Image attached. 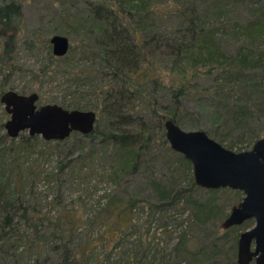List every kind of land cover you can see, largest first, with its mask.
I'll return each mask as SVG.
<instances>
[{
  "label": "trees",
  "instance_id": "obj_1",
  "mask_svg": "<svg viewBox=\"0 0 264 264\" xmlns=\"http://www.w3.org/2000/svg\"><path fill=\"white\" fill-rule=\"evenodd\" d=\"M24 2L0 0V96L8 91L7 73L20 71L14 55ZM59 6L60 21L79 41L80 60L92 64L75 75L72 85L79 88L96 78L103 81L91 93L93 96L87 94L95 99L88 110L97 111L96 121L90 133L73 132L58 141H45L23 132L12 138L0 121V250L7 243L17 247L14 238L28 242V248L18 253L27 257L28 263L24 264H40L46 249L57 255V264H107L96 255L97 243L88 238L77 240L76 232L83 224L79 216L75 217L70 209L60 211L56 217L46 215L24 194L29 186L28 195L33 196V183L28 185V180L41 173H24L17 159L42 155L41 147L53 146L61 155L55 181L61 180L71 163L102 150L123 154L108 175L116 183L120 177L140 170L147 172L151 164L163 162L167 173L148 175L150 194L144 203L160 214L167 234L172 223L185 222L186 228L168 253L162 248L153 255L156 247L139 239L135 250L123 253L126 260H144V264H237V241L239 230L245 231L244 225L224 229L212 238L206 236V230L214 218L222 216L214 195L229 193L228 202L233 207L242 200L243 193L196 186L191 163L172 150L166 140L164 122L170 119L183 125L188 101L200 94L208 104L203 105L198 98L199 107L205 115H212L217 125L199 130L225 148L232 150L234 146L222 144L220 134L229 133L233 126L256 123L257 132L250 138L255 142L264 136V0H61ZM228 35L231 46L226 44ZM43 42L48 47L47 63L33 72L37 79L51 75V64L65 60L74 50L69 42L67 54L56 57L49 38ZM34 47V42L27 43V49ZM145 86L150 88L147 93ZM137 97L150 105L149 113L144 109L135 111ZM62 106L83 109L80 101ZM189 127L197 128L193 124ZM196 192H206L210 197L197 200ZM108 200V220L118 218L112 221L125 234L133 226V216L126 219L125 215L143 208L139 204L142 201L130 199L120 205L116 197ZM178 212H187L186 217L178 221ZM44 221L47 224L39 228ZM118 245L116 242L111 248L117 249ZM15 256L8 253V258ZM46 262L43 259L41 264Z\"/></svg>",
  "mask_w": 264,
  "mask_h": 264
},
{
  "label": "rangeland",
  "instance_id": "obj_2",
  "mask_svg": "<svg viewBox=\"0 0 264 264\" xmlns=\"http://www.w3.org/2000/svg\"><path fill=\"white\" fill-rule=\"evenodd\" d=\"M60 2L61 0H25L23 5V23L19 33L16 55H14L16 64L20 67V71L7 73L6 77L8 76V80H6L7 85L5 89L13 90L24 95L36 92L39 95L38 105L58 104L62 106L80 101L83 108L82 110H88L92 103H95V99L90 96L88 97L87 94L96 92L94 89L99 88L103 81L96 78L91 81V83L83 82L81 84L82 86L79 88L78 86L72 85V81L77 78L75 75H79L80 71H85V69L91 67L92 64L87 59L80 60L82 56L79 55V41L74 40L75 36L71 34L69 28L59 19L58 8L60 7ZM244 9H246V7ZM54 34L68 37L74 50L68 52L65 60L54 61V63L51 64V69L53 70L51 75L45 77L40 76L38 79L34 78L33 72L47 63L48 47L43 42V39L45 37L50 39ZM76 38L78 37L76 36ZM227 38L228 41L226 44L231 46L233 43L232 38L230 35H228ZM33 42L36 44V47L31 50L27 49V43L33 44ZM261 73L262 77H264V73ZM104 83L107 84L105 80ZM106 88L107 85H105L104 89ZM145 88V93L150 91V88L147 86H145ZM82 93H84V95L81 97L80 95ZM143 97L146 98L145 96ZM195 97H198L203 105L208 104L202 99L200 94ZM198 98H192L194 100L191 99L187 103V112L182 118L183 125H180L184 130H203L204 127L214 129L217 125V123H214L215 121L212 120V115H205V112L201 110L199 101H196ZM134 103L135 111L144 109L145 112L149 113L150 105H148L143 98L137 97L134 99ZM164 103H166V100ZM7 119L8 115L4 112V106L0 105V121L4 123ZM152 120L155 119L152 118ZM192 124L197 128L189 127L192 126ZM255 124L250 126L244 124L241 125L242 127L233 126V128H230L229 133L225 132V134H220L222 144H232L234 146L232 150L235 152L240 148L247 150L251 149L255 142L252 141L250 136L252 133L257 132L254 128ZM134 127L135 126H130L129 129H134ZM3 130L5 131V128ZM23 133L27 134V132ZM40 150H43L42 155H39L41 153H36L33 157L28 159H17L20 161V166L22 167V171L24 169V173L29 170L37 174L41 173V175H37L35 178H29L28 185L33 183L34 194L33 196L28 195V186L27 189L24 190V194L27 195L26 198L30 199V202L34 203L33 205L46 215L56 217L60 211L70 209L75 217L79 216L83 224L76 232L77 240L82 241L88 238L93 241V244L97 243L95 249L96 255L105 260L107 264H144V260L139 263V261L134 258L126 260V258L122 257L124 252L136 249L135 244L137 243L135 242L139 239L144 241V244L152 243V245L156 247V249L151 252L153 255L156 250L161 251L162 248L166 254L172 248L175 239L186 228L185 222L182 225L172 223V225L169 226L170 228H168L170 232L167 234L160 223V214L154 213L149 209L148 205L144 203L145 199H147V196L150 194L149 183L147 182L148 175L150 177L151 173L153 175L154 173L156 175L167 173L162 161L151 164L147 172L146 170H140L132 175L120 177L121 180L116 183L111 181L108 175L109 172L112 171V166L117 165L116 161L119 160V157L123 156V154L120 152L115 154L107 150H102V152L98 151L94 154H86L84 158L71 163L70 169L64 173L61 180L55 181L58 176L57 168L61 157L60 152L53 146L41 147L39 151ZM165 176H167V174H165ZM186 180L187 178L184 183ZM112 197H116L121 201L120 205H125L127 200L130 199H140L142 201L139 202V204L141 203L143 208L136 209L132 214L129 213L125 215L126 219L133 216V226L125 234L119 231L117 225L112 221L115 216L113 219L108 220L109 215L106 212L108 209L107 204L109 201L108 199ZM208 197H210V194L206 192H196L194 194V198L197 200L206 201ZM229 197V193L222 191L214 195V201L218 204L217 206L220 207L222 216L216 217L211 221L213 225L209 224L210 226L207 227V237L212 238L217 233H221L224 230L221 223L226 218L225 216L231 211L232 207L228 202ZM18 214L20 215V213ZM186 214L187 212H178L175 217L180 221L182 218L186 217ZM97 216L99 218L98 220ZM100 219L103 221L100 222ZM15 220H17V217ZM18 221L19 220H17V222ZM46 224V221L42 222L39 228ZM242 225H244L242 229L245 228V230H247L254 225V220H246L237 226ZM193 228L197 230L196 227ZM240 232H242V230H239V233ZM111 238L113 239L112 241ZM13 240L17 242V247L13 245L10 246L8 243L4 244L3 250H0V264L28 263L26 256L18 254L28 248V242L26 240L14 238ZM104 241L107 244L104 245ZM116 242L119 244L117 249L111 248ZM4 251L7 254H5ZM8 253H13L17 256H15V258H8ZM158 257L159 255L157 254L156 258ZM43 259H47L46 264H57L58 261L57 255L48 249L42 252L39 259L40 264Z\"/></svg>",
  "mask_w": 264,
  "mask_h": 264
},
{
  "label": "water",
  "instance_id": "obj_3",
  "mask_svg": "<svg viewBox=\"0 0 264 264\" xmlns=\"http://www.w3.org/2000/svg\"><path fill=\"white\" fill-rule=\"evenodd\" d=\"M54 56L69 50V39L60 34L50 37ZM39 95L8 90L0 96L8 119V136L22 132L38 135L45 141L67 139L71 133L88 134L94 128L96 112L66 109L58 104L37 106ZM165 137L172 150L181 153L192 165L193 181L204 189L229 188L243 193L221 223L223 229L253 219L254 225L241 232L237 241V264H264V136L251 149L235 152L225 148L202 130H184L170 119L164 122Z\"/></svg>",
  "mask_w": 264,
  "mask_h": 264
},
{
  "label": "flooded vegetation",
  "instance_id": "obj_4",
  "mask_svg": "<svg viewBox=\"0 0 264 264\" xmlns=\"http://www.w3.org/2000/svg\"><path fill=\"white\" fill-rule=\"evenodd\" d=\"M38 100H39V98H38ZM37 102H38V101H37ZM36 104H37V103H36ZM2 105H3V104H2ZM37 106L39 107V106H41V105H38V104H37ZM4 111H5V110H4ZM5 113H6V112H5ZM6 114H7V113H6ZM7 115H8V114H7Z\"/></svg>",
  "mask_w": 264,
  "mask_h": 264
}]
</instances>
